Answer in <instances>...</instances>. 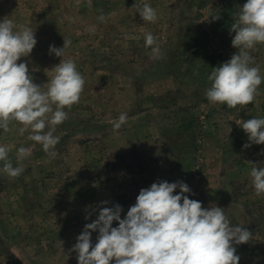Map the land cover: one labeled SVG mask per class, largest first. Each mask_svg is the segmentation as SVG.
<instances>
[{
    "label": "rangeland",
    "instance_id": "1",
    "mask_svg": "<svg viewBox=\"0 0 264 264\" xmlns=\"http://www.w3.org/2000/svg\"><path fill=\"white\" fill-rule=\"evenodd\" d=\"M146 3L156 10L155 23L138 13ZM244 3L91 0L89 7L88 0H0V20L34 31L36 45L17 61L26 63L34 83L46 84L66 59L85 79L79 103L65 109L68 119L54 133L60 136L55 158L28 139L30 130L19 135L17 123L0 130L13 166L24 168L17 178L0 171V264H77L76 237L102 202L119 204L124 218L140 189L158 181H182L202 207L224 208L232 226L252 233L233 245L239 264H264V196L255 195L250 176L252 167L264 168V144L245 149L240 127L264 118V82L247 106L229 109L205 96L212 68L238 51L230 29ZM146 32L156 37L161 59L145 46ZM63 39L72 43L60 58L49 46L62 48ZM250 54L264 76V44ZM121 113L127 122L114 130ZM20 147L31 152L22 161ZM97 235L91 234L93 245Z\"/></svg>",
    "mask_w": 264,
    "mask_h": 264
},
{
    "label": "clouds",
    "instance_id": "2",
    "mask_svg": "<svg viewBox=\"0 0 264 264\" xmlns=\"http://www.w3.org/2000/svg\"><path fill=\"white\" fill-rule=\"evenodd\" d=\"M88 3L91 7V0ZM138 13L143 21H157L156 10L150 4H144ZM235 16L230 29L235 33L231 46L238 51L212 68L207 77L210 87L205 91L210 103L229 109L252 103L264 82L260 66L255 65L250 54L256 45L264 44V0H246ZM219 18L212 16L213 21ZM97 19L103 22L105 17L101 14ZM144 41L151 48L152 58L161 59L156 37L146 32ZM36 43L30 27L12 19L0 20V130L8 132L10 125L17 123L19 135L30 130L28 139L55 158L60 136L54 133L68 119L65 109L79 103L85 79L75 61L66 59L52 68L54 75L46 84L34 83L26 63L17 61L29 56ZM71 43L63 39L62 48L50 45L49 52L61 58ZM126 122L127 113H121L112 122L114 130ZM240 127L249 141L243 145L245 149L252 144H264V118L243 120ZM9 151L7 146L0 145V171L17 178L24 168L13 166ZM30 155L28 148L17 149L19 161ZM250 176L255 195L264 196V168L252 167ZM186 194H192L191 189L182 181L154 182L140 189L124 218L119 204L107 207L103 206L107 202H102L96 219L86 223L76 237L72 251L77 254V264H239L240 257L233 245L247 243L252 233L240 225L232 226L224 208H204L200 201ZM114 221L118 226L112 227ZM93 232L98 233L94 245Z\"/></svg>",
    "mask_w": 264,
    "mask_h": 264
}]
</instances>
